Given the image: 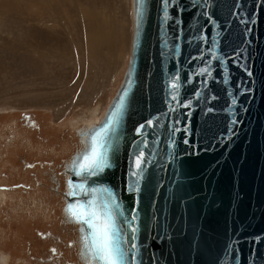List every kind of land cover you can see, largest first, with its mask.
Instances as JSON below:
<instances>
[{
	"label": "water",
	"instance_id": "obj_1",
	"mask_svg": "<svg viewBox=\"0 0 264 264\" xmlns=\"http://www.w3.org/2000/svg\"><path fill=\"white\" fill-rule=\"evenodd\" d=\"M133 15L123 82L70 164L83 250L103 264L69 211L94 200L127 264H264V0H133ZM93 141L94 176L77 166Z\"/></svg>",
	"mask_w": 264,
	"mask_h": 264
},
{
	"label": "rangeland",
	"instance_id": "obj_2",
	"mask_svg": "<svg viewBox=\"0 0 264 264\" xmlns=\"http://www.w3.org/2000/svg\"><path fill=\"white\" fill-rule=\"evenodd\" d=\"M133 0H0V264H86L67 165L131 55Z\"/></svg>",
	"mask_w": 264,
	"mask_h": 264
},
{
	"label": "snow or ice",
	"instance_id": "obj_3",
	"mask_svg": "<svg viewBox=\"0 0 264 264\" xmlns=\"http://www.w3.org/2000/svg\"><path fill=\"white\" fill-rule=\"evenodd\" d=\"M165 4L169 3V0H164ZM176 87V85H173ZM77 166L81 173H87L88 175H95L98 171H102L106 166V159L102 153L97 150L96 142H92L90 151L85 152L77 162ZM139 162H137V167ZM90 191L95 192V189ZM108 191L107 188L104 189ZM86 194V193H85ZM111 199V197H109ZM95 201H88L85 205H72L69 208L74 219L81 222L92 229V241L95 247L96 259L102 261L103 264H127L128 249L123 248L117 236L114 233V225L112 222V214L105 211L101 216L100 212L95 208L89 210L91 205H94ZM103 208H107V205H103ZM75 209V210H74ZM135 247V245H133Z\"/></svg>",
	"mask_w": 264,
	"mask_h": 264
},
{
	"label": "bare ground",
	"instance_id": "obj_4",
	"mask_svg": "<svg viewBox=\"0 0 264 264\" xmlns=\"http://www.w3.org/2000/svg\"><path fill=\"white\" fill-rule=\"evenodd\" d=\"M105 115H106V114H105ZM104 117H105V116H104ZM101 121H102V120H100L97 124L91 125V126L87 127L86 129H82V130L79 131V133H80V135H81V142H82V144H83V147H82V149L78 150L77 153H81L82 151H84V149L87 147L88 131H89L92 127L97 126ZM75 155H76V153H75ZM70 164H71V163H69V164L67 165V167H68V169H67V174H68V178H67V186H68V180H69L70 175H71ZM67 189H68V188H67ZM67 192H68V190H67ZM66 200H67V193H66ZM66 202H67V201H66ZM64 212H65V211H64ZM65 215H66V217L68 218V220H69L70 222H72V220L70 219L69 214H68L67 212L65 213ZM74 223H76V222H74ZM78 224H79V223H78ZM81 240H82V239H81ZM81 251H82V254H83V256H84V258H83V259H84V262H85L86 264H95V262H93V261L89 258V256L86 254V251L83 250V247H82Z\"/></svg>",
	"mask_w": 264,
	"mask_h": 264
}]
</instances>
